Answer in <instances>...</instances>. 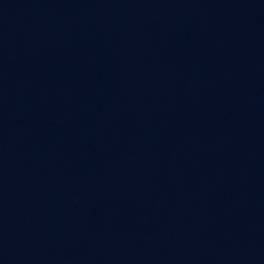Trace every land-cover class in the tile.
<instances>
[{"label": "water", "instance_id": "1", "mask_svg": "<svg viewBox=\"0 0 264 264\" xmlns=\"http://www.w3.org/2000/svg\"><path fill=\"white\" fill-rule=\"evenodd\" d=\"M0 264H264V0H0Z\"/></svg>", "mask_w": 264, "mask_h": 264}]
</instances>
